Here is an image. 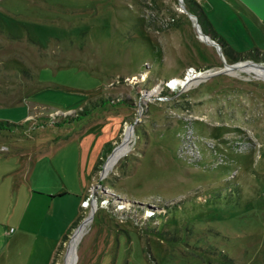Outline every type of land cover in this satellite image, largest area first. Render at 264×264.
Here are the masks:
<instances>
[{"label":"rangeland","instance_id":"obj_1","mask_svg":"<svg viewBox=\"0 0 264 264\" xmlns=\"http://www.w3.org/2000/svg\"><path fill=\"white\" fill-rule=\"evenodd\" d=\"M206 36L179 0H0V264H264V69Z\"/></svg>","mask_w":264,"mask_h":264},{"label":"trees","instance_id":"obj_2","mask_svg":"<svg viewBox=\"0 0 264 264\" xmlns=\"http://www.w3.org/2000/svg\"><path fill=\"white\" fill-rule=\"evenodd\" d=\"M186 7L196 15L198 19V23L201 27V30L206 35L212 36L216 38L217 42L220 44L222 48V52L224 56L231 61H237L242 59H251L256 62L264 63V51L254 48L252 50H247L245 52H236L234 51L219 35L216 34L214 29L212 28L210 22L208 21L206 15L200 8L199 4L196 0H184ZM261 56V59H258ZM14 124H10L8 122L0 121V130H8L10 127H13ZM109 146V144H107Z\"/></svg>","mask_w":264,"mask_h":264},{"label":"crops","instance_id":"obj_3","mask_svg":"<svg viewBox=\"0 0 264 264\" xmlns=\"http://www.w3.org/2000/svg\"><path fill=\"white\" fill-rule=\"evenodd\" d=\"M197 2H199L197 0ZM238 2L243 6L244 10L247 12L246 14L248 17L254 21L258 25H262L264 23V0H238ZM207 17V16H206ZM210 22V21H209ZM211 24V23H210ZM212 26V25H211ZM213 28V27H212ZM214 29V28H213ZM215 31V30H214ZM216 32V31H215ZM217 35H219L216 32ZM220 36V35H219ZM228 45V43L222 36H220ZM231 46V45H230ZM232 48V46H231ZM257 48V47H256ZM233 49V48H232ZM236 52H245V51H240L239 49H233ZM262 50V49H260ZM263 51V50H262ZM57 195H52V196H62L65 193H56Z\"/></svg>","mask_w":264,"mask_h":264},{"label":"water","instance_id":"obj_4","mask_svg":"<svg viewBox=\"0 0 264 264\" xmlns=\"http://www.w3.org/2000/svg\"><path fill=\"white\" fill-rule=\"evenodd\" d=\"M179 4H180L181 8H182V9L188 14V16L194 20L195 26H196L197 31H198V33L200 34L201 38H203L204 40L208 41L207 36H206V35H203V34L201 33V31H200V29H199V25H198L197 20H196V17H195L192 13H190L189 11H187V10L185 9V7H184L183 3L181 2V0H179ZM209 43L212 44V45H214V46L216 47V50H217L219 56L222 57V53H221V51H220V47H219L217 44L213 43L212 41H210ZM245 64H250V65H253V66L259 67V68H261V69H264V65H262V64H258V63H255V62H253V61H247ZM235 65H236V64L225 65V66H226V69L231 68L232 70H234V69H236ZM114 149H115V148H114Z\"/></svg>","mask_w":264,"mask_h":264},{"label":"built area","instance_id":"obj_5","mask_svg":"<svg viewBox=\"0 0 264 264\" xmlns=\"http://www.w3.org/2000/svg\"><path fill=\"white\" fill-rule=\"evenodd\" d=\"M86 203H87V201H83L82 203H81V205H86Z\"/></svg>","mask_w":264,"mask_h":264}]
</instances>
